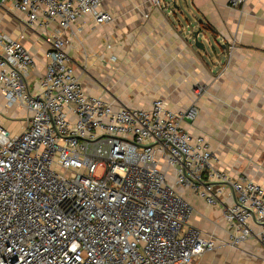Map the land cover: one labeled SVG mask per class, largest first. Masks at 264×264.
Instances as JSON below:
<instances>
[{
  "label": "built area",
  "instance_id": "built-area-1",
  "mask_svg": "<svg viewBox=\"0 0 264 264\" xmlns=\"http://www.w3.org/2000/svg\"><path fill=\"white\" fill-rule=\"evenodd\" d=\"M102 1L0 0L46 47L30 83L26 36L0 34V95L28 113L19 134L0 125V264H192L216 245L187 224L181 189L221 208L230 245L264 243V185L213 167L205 137L182 125L190 110L83 90L65 31L87 15L112 21Z\"/></svg>",
  "mask_w": 264,
  "mask_h": 264
},
{
  "label": "crops",
  "instance_id": "crops-1",
  "mask_svg": "<svg viewBox=\"0 0 264 264\" xmlns=\"http://www.w3.org/2000/svg\"><path fill=\"white\" fill-rule=\"evenodd\" d=\"M0 8L1 33L26 36L33 83L45 70L46 47L22 15ZM102 9L112 21L97 24L87 15L65 31L83 90L129 108L164 98L175 112L190 110L182 125L205 137L213 167L264 185V0L237 8L229 0H103ZM200 28L202 48L191 38ZM0 113L12 122L20 110L0 95ZM182 190L189 221L216 245L192 264H264V243L230 245L221 208Z\"/></svg>",
  "mask_w": 264,
  "mask_h": 264
},
{
  "label": "rangeland",
  "instance_id": "rangeland-1",
  "mask_svg": "<svg viewBox=\"0 0 264 264\" xmlns=\"http://www.w3.org/2000/svg\"><path fill=\"white\" fill-rule=\"evenodd\" d=\"M0 9H2V8H0ZM0 34H2L1 31H0ZM14 108L19 109L18 107H14ZM19 110H20V113L16 116V118H14V120H12V122H9L7 119L3 120V119H1L2 117H0V122H1L0 124L3 125L13 135L19 134V133L22 132V130L24 128V123L26 122L25 120L28 117L27 111H25L23 109H19ZM0 115L2 116V113H0ZM96 174H98V171L96 172ZM169 176H170V173H169ZM212 219H214V218H212ZM189 220H190V218H188L187 224L192 226V227L197 228L196 226H193V221L191 222ZM208 234L211 235L210 233H206V235H208ZM248 242H254L255 243L256 241L255 240H250Z\"/></svg>",
  "mask_w": 264,
  "mask_h": 264
},
{
  "label": "water",
  "instance_id": "water-1",
  "mask_svg": "<svg viewBox=\"0 0 264 264\" xmlns=\"http://www.w3.org/2000/svg\"><path fill=\"white\" fill-rule=\"evenodd\" d=\"M201 30H202V29L200 28V29H197L196 31H193V32L191 33V38L193 39L194 45H195L196 47H198V48H202V44L199 43V41H198V37H199V35H200V31H201Z\"/></svg>",
  "mask_w": 264,
  "mask_h": 264
}]
</instances>
